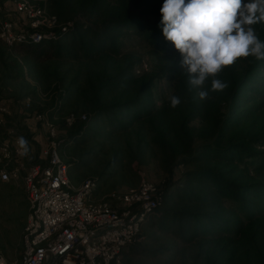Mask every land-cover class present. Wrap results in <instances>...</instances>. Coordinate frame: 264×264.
<instances>
[{
	"label": "trees",
	"instance_id": "1",
	"mask_svg": "<svg viewBox=\"0 0 264 264\" xmlns=\"http://www.w3.org/2000/svg\"><path fill=\"white\" fill-rule=\"evenodd\" d=\"M75 1L78 0H49L54 10L53 12L48 9L49 13L55 15L58 22V26L54 28L56 38L43 39L40 42L15 43L11 46L0 39V99L4 91H6L5 96L8 94L7 97L17 100L27 97L26 99H31V111L35 115L39 113L37 111L42 110L37 100L36 89L40 88L49 93L54 99L52 112L64 114L63 124L70 131L69 136H71L68 143H72L71 140L84 139L91 134L93 129L91 126L87 127V124L93 121V117L102 118L100 121L103 125H111L108 121L118 114L119 123L121 125L127 123V126L135 123L141 126L143 119L151 117V113H142L137 104L123 102L124 98L117 93V89L122 85L113 86L115 81L117 83L121 79L123 82L127 81L126 72L129 67L123 68L115 76H108V65L101 66L105 60L104 53H118V45L115 46L117 36H114L117 29L124 25H133L145 16L142 12H137L136 7L145 5L146 0L137 2V6L123 16L119 12H113L103 18L94 19L88 13L89 19L85 20L70 16L69 9L71 3ZM81 1L95 8L105 3V0ZM7 7L8 12L5 17L14 20L13 17L18 13L14 8L13 0ZM22 19L26 21L24 17ZM146 19L149 27L145 35L146 41L157 50L167 51L169 49L167 44L171 45L172 42L167 41L162 32H158L159 29L162 31L161 23L159 29L153 28L151 24L156 19L161 22V12H148ZM99 24L104 29L101 35ZM26 26H28L27 21ZM69 61L71 64H67ZM87 65H91L90 69L86 67ZM25 67L27 73L24 71ZM261 72L262 69H259L257 75ZM27 76L35 80L36 86H32L27 81ZM251 81L246 79L244 83L249 85ZM261 82L264 85V79ZM240 86L239 83L235 87L233 104L229 107L226 103L224 106H218L214 111L215 116L206 120L208 121L206 127L197 130L189 126L188 117L185 116L179 123L175 120L161 119L157 124L158 129L154 130L164 136V141L167 139L171 141V175L174 168L180 164L194 165L196 168L187 172L189 181L182 196L169 195L167 185L160 188L163 192L162 203L148 219L161 210L165 216L171 215L172 224L170 226L163 224L167 228L160 230L169 231L178 225L177 231L180 234L176 235L177 238L188 244L192 242L199 244L197 264H264V219L262 218L264 216V155L259 154L258 160L252 161L256 164H253L254 172L242 170V173L236 175L238 168L235 164H239L241 160H236L235 157L242 155H247L248 158L255 157L253 152H249L250 150L243 146L244 140H247L249 135L246 131L249 130L246 124L241 123L250 111L249 109L238 111L237 103L241 101ZM109 91L111 93L108 95ZM261 96L264 97V93ZM135 108L138 110L135 111ZM120 109L121 112H118ZM195 111L192 108L189 114ZM70 114L76 115V120L68 125L65 118ZM83 115H86L85 120L82 119ZM3 127L5 126H0V129ZM27 135L28 139L33 138L32 134ZM3 138L0 133V141ZM260 139L264 141V136ZM58 142L60 146L65 141L59 136ZM68 143L66 144L70 145ZM73 146L74 152L70 156H76L78 159L74 161L81 162L82 166L65 161L62 153L60 154L69 168L77 167L72 172L69 170L70 179L77 183L94 179L97 187L101 188L104 185V176L98 174L96 170H89L86 167L89 164L88 155L85 152L79 154V146L77 148ZM38 154H32V147H29L28 154L23 158L24 164L26 158L27 161H31L26 164L27 166L32 162L35 164ZM64 155L66 153L63 152ZM12 181L14 180L3 181L0 178V205L4 204L10 195L8 189ZM112 192L121 191L111 190L102 198L117 204L108 197ZM25 196L27 200V194ZM25 206L27 215L28 200ZM4 213L0 210V234L3 232L1 227L4 222L8 223L14 216V213L6 216ZM26 222L22 224V238ZM249 226L251 229H248ZM247 232L249 236L244 237ZM202 237L209 238L206 247L200 243ZM137 243L130 245L126 250L136 249ZM126 250L123 253L122 264Z\"/></svg>",
	"mask_w": 264,
	"mask_h": 264
},
{
	"label": "rangeland",
	"instance_id": "2",
	"mask_svg": "<svg viewBox=\"0 0 264 264\" xmlns=\"http://www.w3.org/2000/svg\"><path fill=\"white\" fill-rule=\"evenodd\" d=\"M28 1L34 6L44 7L48 12L49 10L54 12L49 0ZM139 1L105 0L103 6L95 8V6L86 5L78 0L71 3L72 6L69 12L71 17L84 20L89 19L88 13L94 19L103 18L113 12H119L123 16L137 6ZM10 2L12 0H0V19L3 21L8 20L5 16L8 12L7 5ZM163 3L164 0H146L145 5H138L136 7L137 12H142L145 16L140 21L134 22L133 25H124L117 29L114 36H117L115 46L118 45V53H104L105 60L101 64V66L108 65V76H115L123 68L129 67L126 72L127 81L123 82V79L119 80L118 83L115 81L113 86L122 85L117 89V93L122 95L123 102L135 103L142 113H151V117L142 120L143 124L141 126L137 123L129 126L126 125L127 123L121 125L118 114L108 121L111 125H103L100 121L102 118L92 116L93 121H89L87 124V127L91 126L93 129L91 134L84 137V139L79 138L74 141L71 140L72 143H68L71 136H69L70 131L63 124L64 114L52 112L53 96L40 88L36 89V95L39 98L37 100L42 109L37 112L46 113L57 125L60 139H64L66 143L70 144L67 145L64 142L63 145L61 144L58 147L59 154L62 153V158L65 161L82 166L81 162L74 161V159H78L76 156H70L74 152L73 145L76 148L79 146L78 153L83 154L85 152L89 157V164L86 167L89 170H96L98 174L104 176V185L101 188L97 187L93 195L96 200L101 199L106 193L114 189L122 192L135 188L139 186L143 179L154 183L159 188L167 185V193L171 196H182L189 181L187 180V172L196 167L180 164L174 168L171 175V141L168 139L164 141V136L154 131L158 129V122L164 119L166 121L175 120L179 123L182 118L187 116L189 126L197 130L203 126L206 127L208 124L206 120L215 116L214 111L218 106H224L226 103L229 107L233 104L235 87L239 83L241 84L239 87L241 101L237 103L238 111L245 109L250 111L247 117L244 116L245 119L241 123L246 124L249 130L246 131L249 135H247L248 139L244 140L243 146L250 150L249 152H253L255 157L248 158L247 155L235 157L236 160H241L239 164H235L238 168L236 175L242 173V170L254 172L255 167L253 164L255 163L252 161L258 160L259 154L264 155V141L260 139L264 136V97L261 96L264 93V85L261 82L264 79V59L257 60L254 56L238 58L232 65L225 67L216 77L225 82L227 87L222 91H211L212 78H209L204 85V88L209 90V97L201 100L198 96L201 89L190 85L188 75L180 66L181 54L175 49L174 45L168 43L169 49L167 51L157 50L150 46L145 39V35L149 31L146 19L148 12H160ZM13 4L16 8L15 0H13ZM13 18L18 21V25L22 29H29L26 26V21L22 19V14L18 13ZM151 24L153 28L159 29L160 21L156 19ZM94 26L96 25L94 24ZM252 27L255 29L258 38L264 41V22L256 23ZM47 29L49 30L48 27ZM98 29L101 35L104 30L103 26L99 24ZM140 30L142 31L138 33ZM158 32L162 31L159 29ZM67 64H71V62L69 61ZM255 65L256 67H254ZM89 66L91 65L86 67L90 69ZM259 69H262V72L257 75ZM24 71L27 73L26 67ZM26 78L32 86H36L32 77L27 76ZM246 79L252 80L251 84L245 85ZM110 93L111 91L108 92V95ZM5 95L6 91H4L0 100L10 104L11 115L8 117L5 127L0 129L1 136L4 138L10 136L26 137L29 147H32V154L37 155L39 153L38 159L34 163H40L39 156L45 146L46 136L41 123L31 111L32 106H25L24 102L27 97L17 100L7 97L8 94ZM171 96H176L181 101L175 108L170 105ZM192 108L196 111L189 114V110ZM134 110L138 109L135 108ZM118 112H121V109ZM88 113L92 114V112ZM172 132L171 136L173 137V129ZM27 134H32L33 138L28 139ZM83 140H86V142H83ZM64 144H66L65 148L63 147ZM63 152L66 155L63 156ZM26 159L25 165L31 162ZM76 168V166H71L69 170L72 172ZM8 192L10 195L6 198V202L0 205V210L5 212L4 216L6 214L11 215V213H14V216L10 218L8 223L4 222L1 227L3 232L0 234V255L21 264L23 254L22 224L26 222L29 212L28 204L26 215L25 204L27 200L23 179L12 181ZM18 217L21 218L18 219ZM262 218L264 219V216ZM172 222V216H165L162 210L152 215L144 223L142 235L135 245L137 248L126 250L124 264H197L199 244L196 245L193 242L188 244L177 238L176 235L180 234L177 231L179 229L178 225L169 231L160 230V228H167L163 224L170 226ZM161 224L162 227H160ZM153 225H156V227ZM248 229H251V226ZM243 236L248 237L249 232ZM201 239L202 242L200 243L206 247L209 238L202 237Z\"/></svg>",
	"mask_w": 264,
	"mask_h": 264
},
{
	"label": "built area",
	"instance_id": "3",
	"mask_svg": "<svg viewBox=\"0 0 264 264\" xmlns=\"http://www.w3.org/2000/svg\"><path fill=\"white\" fill-rule=\"evenodd\" d=\"M15 7L28 22L29 29H22L15 18L0 19L2 41L11 46L56 38L55 15L28 0H15ZM24 103L30 107L31 100ZM10 115V104L1 101L0 126L6 125ZM35 117L46 135L40 155L43 163L24 164L16 143L18 137L0 141V178L3 181L22 178L29 204L20 263L122 264L124 251L140 239L142 225L161 205L162 190L143 179L135 188L110 193L108 197L117 204L106 198L94 199L96 180L86 179L75 185L70 179L69 166L58 151L59 132L55 122L46 113ZM65 119L71 125L76 115L70 114ZM0 264L18 262L0 255Z\"/></svg>",
	"mask_w": 264,
	"mask_h": 264
},
{
	"label": "clouds",
	"instance_id": "4",
	"mask_svg": "<svg viewBox=\"0 0 264 264\" xmlns=\"http://www.w3.org/2000/svg\"><path fill=\"white\" fill-rule=\"evenodd\" d=\"M160 12L163 36L181 54V69L190 85L201 89V100L209 97L204 88L209 78L211 91L227 87L216 77L238 58L264 59V41L252 27L264 22V0H164ZM180 102L178 97H170L171 107ZM16 143L19 155H27V139L20 136Z\"/></svg>",
	"mask_w": 264,
	"mask_h": 264
},
{
	"label": "crops",
	"instance_id": "5",
	"mask_svg": "<svg viewBox=\"0 0 264 264\" xmlns=\"http://www.w3.org/2000/svg\"><path fill=\"white\" fill-rule=\"evenodd\" d=\"M41 158V157H40ZM75 185H79L81 182H79V183H77V182H74V181H72Z\"/></svg>",
	"mask_w": 264,
	"mask_h": 264
}]
</instances>
